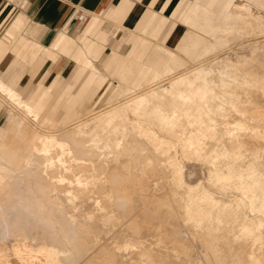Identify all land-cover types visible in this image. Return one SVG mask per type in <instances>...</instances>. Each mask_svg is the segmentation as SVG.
<instances>
[{
    "label": "bare ground",
    "instance_id": "1",
    "mask_svg": "<svg viewBox=\"0 0 264 264\" xmlns=\"http://www.w3.org/2000/svg\"><path fill=\"white\" fill-rule=\"evenodd\" d=\"M150 2L135 26L129 0L86 12L71 68L0 78V264H195V249L264 264V0ZM16 3L0 9V64L28 19ZM238 38L249 55L221 57ZM105 44L116 81L91 58ZM112 82L122 101L96 111ZM184 159L205 183L185 182Z\"/></svg>",
    "mask_w": 264,
    "mask_h": 264
},
{
    "label": "crops",
    "instance_id": "2",
    "mask_svg": "<svg viewBox=\"0 0 264 264\" xmlns=\"http://www.w3.org/2000/svg\"><path fill=\"white\" fill-rule=\"evenodd\" d=\"M134 6L129 11L124 26H135L142 18L153 0H129ZM166 0H158L163 4ZM123 0H27L18 1L14 6L16 12L24 13L28 19L10 39L9 50L0 64V78L12 84L20 79L22 87L34 83L42 74L53 70L68 62L71 68L76 62V56L83 48L85 36L82 25H77L74 16L76 11L82 9L86 12L106 15L117 9ZM141 2V3H139ZM150 2V3H151ZM6 0H0V9ZM158 5V7H159ZM18 7V8H17ZM76 29L75 31H73ZM107 32L117 35V26L109 25ZM24 43L34 46V55L26 53ZM112 52L107 54L106 48ZM114 52L111 44H105L103 53L112 55ZM41 59V62L38 61ZM38 63V64H37ZM35 72V73H34ZM76 74V71H75Z\"/></svg>",
    "mask_w": 264,
    "mask_h": 264
},
{
    "label": "rangeland",
    "instance_id": "3",
    "mask_svg": "<svg viewBox=\"0 0 264 264\" xmlns=\"http://www.w3.org/2000/svg\"><path fill=\"white\" fill-rule=\"evenodd\" d=\"M15 1H26V0H15ZM76 14L78 16H74V19H75V22L77 25L76 29L79 28L81 25H82V21H83V17L85 16L86 11L82 10V9H78L76 11ZM76 29H74L73 31H75ZM120 34V33H119ZM122 34V32H121ZM247 39L249 38H238L237 41L235 42H232L225 50H223V53H222V56L221 57H224L226 56L227 54L231 57H234L238 54V56H240L241 54L242 55H249V51H247L248 49L244 48L245 47V41H247ZM231 46V48H230ZM230 48V49H229ZM242 48V49H240ZM243 50V51H242ZM242 51V52H241ZM105 52L107 54H110L112 52V49L110 47H107ZM236 52V53H235ZM241 52V53H240ZM232 53V55H231ZM224 54V55H223ZM241 55V56H242ZM111 56V55H110ZM109 55H105L104 53H101V56L100 57H96L94 55H91V58L92 60L94 61L95 65L101 69L102 73L104 75H106L110 80L112 81H116V78L114 77V74L112 73V70H106L105 68V61L107 60L108 57H110ZM210 57V58H209ZM207 57V62H218L220 61V59H215L214 57H216L215 55H212V56H209ZM213 57V58H212ZM235 58V57H234ZM233 58V59H234ZM212 60V61H211ZM115 84L112 82V85L109 86L108 88V91L104 93V95L101 97V99L98 101L97 105H96V111L98 110H102V109H105L107 107H109L111 105V103H114V102H117L118 101H122L121 98L120 99H117V98H114L113 100H110L111 96L113 95V92L115 90ZM99 95V92L95 93V96L97 97ZM118 100V101H117ZM113 101V102H111ZM111 102V103H110ZM115 104V103H114ZM62 113L63 111L59 112L56 117L57 119H59L61 116H62ZM8 115V106H6V110H5V113L4 115H2L4 118L3 120L5 119V117ZM129 118L131 119H134L133 115H129ZM202 161L198 160L196 161L195 160H187V159H184L183 160V163H184V170H183V173H184V180L186 183L188 184H191V185H196L197 183H205V181H207V170L206 168L207 167H204L206 165H202L204 163H201ZM187 163V164H186ZM201 165V166H200ZM201 167V168H200ZM206 170V171H205ZM190 177V178H189ZM203 179V180H202ZM169 180V179H168ZM167 180L165 181H161V183H165ZM153 184L155 183L154 181H152ZM161 186V185H160ZM162 192V191H161ZM96 197H98V195H94ZM152 240H156L157 238L152 236L151 237ZM194 259L193 261L195 262V264H200L201 263V258L199 257V252L198 250H194ZM11 260L13 259L14 263L17 264L15 262V258L14 256H12L10 258ZM196 260V261H195ZM11 261V264H13Z\"/></svg>",
    "mask_w": 264,
    "mask_h": 264
}]
</instances>
